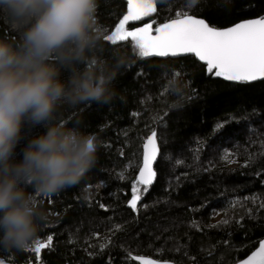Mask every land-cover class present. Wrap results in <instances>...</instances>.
<instances>
[{
    "label": "trees",
    "instance_id": "trees-1",
    "mask_svg": "<svg viewBox=\"0 0 264 264\" xmlns=\"http://www.w3.org/2000/svg\"><path fill=\"white\" fill-rule=\"evenodd\" d=\"M155 7L149 17L153 28L178 11H191L220 28L264 15V0H199L190 10L185 0H160ZM124 14L123 0H98L96 23L105 35ZM4 37L16 38L0 24ZM114 52L127 63L110 103L65 112L68 128L98 138L95 167L74 186L50 195L35 193L49 220L34 240L53 235L40 262L34 252L5 248H0V260L140 264L129 255H142L173 264H234L245 259L264 239V208L259 207L264 201V82L226 81L206 74L193 58L142 59L130 41L113 45L104 40L98 54L111 61ZM169 81L178 93L168 90ZM156 115L163 124L153 120ZM153 128L160 148L157 176L133 211L128 206L131 186ZM26 142L17 147V159ZM122 171L126 178H120ZM214 217L219 226L211 225ZM226 218L231 222L220 224Z\"/></svg>",
    "mask_w": 264,
    "mask_h": 264
},
{
    "label": "clouds",
    "instance_id": "clouds-1",
    "mask_svg": "<svg viewBox=\"0 0 264 264\" xmlns=\"http://www.w3.org/2000/svg\"><path fill=\"white\" fill-rule=\"evenodd\" d=\"M97 8L98 0H0V24L16 37L0 38V248L24 250L49 220L35 193L74 186L97 163L98 138L65 117L110 103L127 63L119 52L111 61L98 54Z\"/></svg>",
    "mask_w": 264,
    "mask_h": 264
},
{
    "label": "snow or ice",
    "instance_id": "snow-or-ice-1",
    "mask_svg": "<svg viewBox=\"0 0 264 264\" xmlns=\"http://www.w3.org/2000/svg\"><path fill=\"white\" fill-rule=\"evenodd\" d=\"M157 3H160V0H127V13L115 25L114 31L110 35H105L104 39L112 42L113 45L118 41H130L134 51L141 58L150 56L175 58L191 54L198 61L203 62L206 74L221 77L226 81L249 83L264 79V15L220 28L206 18L192 14L191 11H178L174 17H169L166 22L154 29V21L132 30L126 27L129 22L141 21L150 17L156 12ZM198 3L199 0H185V7L190 10ZM174 83V81H169L168 90L178 93L179 89L172 87ZM153 120L164 123L161 115L154 116ZM220 127L218 123L216 128ZM142 148L141 166H139L137 177L132 182V195L128 201V206L133 211L137 210V204L143 192L148 191V186L157 176L155 164L158 162L160 148L158 133L154 128L145 138ZM131 166L130 161L126 167ZM119 176L122 179L126 178L123 171L119 173ZM141 186H143V191H141ZM252 199L255 202L258 198L253 197ZM101 207L105 206L101 205ZM259 207L264 208V201L260 202ZM230 222L226 218L220 224L226 225ZM194 226L197 225L194 224ZM52 241L53 235L49 234L46 241L36 239L24 250L34 252L36 261L40 262L41 250L50 248ZM258 244L259 246L245 259L237 260L234 264H264V240L259 241ZM129 259L139 261L140 264H170V262L145 258L142 255H129ZM0 264H4V261L0 260Z\"/></svg>",
    "mask_w": 264,
    "mask_h": 264
},
{
    "label": "water",
    "instance_id": "water-1",
    "mask_svg": "<svg viewBox=\"0 0 264 264\" xmlns=\"http://www.w3.org/2000/svg\"><path fill=\"white\" fill-rule=\"evenodd\" d=\"M123 3H124L125 6H126V13H127V0H123ZM153 35H155V32H153ZM155 58L158 59V60H161V61H167V60H170V61H179V60H183V59H186V58H193V59H195V61H196L200 66H202V67L205 68V65L203 64V62L198 61V59L195 58V57H194L193 55H191V54L182 55V56L175 57V58H173V57H156V56H155ZM262 82H264V79H260V80H257V81H254V82H249V83H239V82H234V83L245 84V85H253V84L262 83ZM142 152H143V148H142ZM158 157H159V156H158ZM141 162H142V157H141ZM156 164H157V163H156ZM156 164H155V166H156ZM137 175H138V173H137ZM136 177H137V176H136ZM155 180H156V179H155ZM155 180H154V182H153L150 186H148V188H152V187H153V185H154V183H155ZM141 188H143V186H141ZM263 240H264V239H263ZM258 246H259V244H258ZM258 246H257V247H258ZM4 264H8V263H5V262H4ZM170 264H173V263L170 262Z\"/></svg>",
    "mask_w": 264,
    "mask_h": 264
},
{
    "label": "rangeland",
    "instance_id": "rangeland-1",
    "mask_svg": "<svg viewBox=\"0 0 264 264\" xmlns=\"http://www.w3.org/2000/svg\"><path fill=\"white\" fill-rule=\"evenodd\" d=\"M150 21H149V18H146L140 25H139V27H142L144 24H146V23H149ZM126 27H128V29L129 30H132V29H134V28H136V27H129L128 25L126 26ZM154 29V28H153ZM110 42V41H109ZM120 41H118L117 43H119ZM112 43V42H111ZM123 43V42H122ZM145 58H147V57H145ZM143 59V58H142ZM211 222V225H216L218 222H219V218L218 217H214V218H212V220L210 221Z\"/></svg>",
    "mask_w": 264,
    "mask_h": 264
},
{
    "label": "flooded vegetation",
    "instance_id": "flooded-vegetation-1",
    "mask_svg": "<svg viewBox=\"0 0 264 264\" xmlns=\"http://www.w3.org/2000/svg\"><path fill=\"white\" fill-rule=\"evenodd\" d=\"M129 25H132V26H139V21H136V22H130Z\"/></svg>",
    "mask_w": 264,
    "mask_h": 264
}]
</instances>
